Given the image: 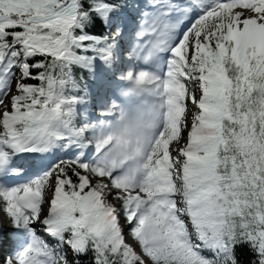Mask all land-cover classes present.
<instances>
[{"label": "snow or ice", "instance_id": "snow-or-ice-1", "mask_svg": "<svg viewBox=\"0 0 264 264\" xmlns=\"http://www.w3.org/2000/svg\"><path fill=\"white\" fill-rule=\"evenodd\" d=\"M0 264H264V0H0Z\"/></svg>", "mask_w": 264, "mask_h": 264}]
</instances>
